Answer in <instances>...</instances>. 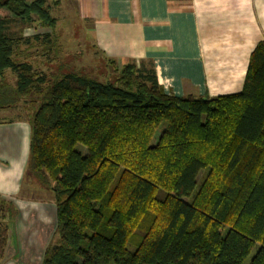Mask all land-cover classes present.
Returning <instances> with one entry per match:
<instances>
[{
    "label": "trees",
    "instance_id": "trees-1",
    "mask_svg": "<svg viewBox=\"0 0 264 264\" xmlns=\"http://www.w3.org/2000/svg\"><path fill=\"white\" fill-rule=\"evenodd\" d=\"M12 23L55 19L44 0H0V110L22 107L26 176L54 197L58 243L40 264H264V42L241 92L176 97L134 63L108 60L107 82L48 80L18 61ZM15 212L0 197V262Z\"/></svg>",
    "mask_w": 264,
    "mask_h": 264
},
{
    "label": "crops",
    "instance_id": "crops-1",
    "mask_svg": "<svg viewBox=\"0 0 264 264\" xmlns=\"http://www.w3.org/2000/svg\"><path fill=\"white\" fill-rule=\"evenodd\" d=\"M72 1L106 62L152 71L163 91L176 97L212 99L241 92L250 54L264 42V0ZM16 108L0 110V197L18 202V214L34 208L22 205L28 201L22 188L31 128ZM35 209L49 225L45 208ZM47 235L10 241L8 232L0 264H40Z\"/></svg>",
    "mask_w": 264,
    "mask_h": 264
},
{
    "label": "rangeland",
    "instance_id": "rangeland-1",
    "mask_svg": "<svg viewBox=\"0 0 264 264\" xmlns=\"http://www.w3.org/2000/svg\"><path fill=\"white\" fill-rule=\"evenodd\" d=\"M45 5L49 8L50 16L55 19L53 30L49 28H40L35 25L24 26L19 23H12L8 32L17 40L18 61L29 63L33 70L49 80L52 75L68 71L81 72L91 78L101 82L111 81L114 73L113 68L107 65L106 60L96 50L92 44L87 24L83 22L77 14L76 5L72 0H44ZM49 34L50 44H43V36ZM34 37H39L34 40ZM7 82L14 84L15 77L9 71H6ZM17 115L24 116L22 107H18ZM164 128L162 124L154 135V139ZM23 199L22 205L25 207H33L29 213L11 214L10 218L6 219L8 225L10 241L22 239L24 235L38 233L39 239L44 238L47 233L48 247L52 248L58 243V238L53 234L55 226V206L53 194L35 183L27 175L22 188ZM22 198V197H21ZM18 205V202L3 199ZM20 205V204H19ZM37 205V206H36ZM44 207L46 222L51 221L49 225L42 222V214L35 207ZM50 216V218H49ZM20 217V218H19ZM19 218V219H18ZM48 218V219H47ZM24 226L20 228L21 225ZM15 229V230H14ZM35 230V231H34ZM21 242V241H20ZM135 242H129V250H133ZM47 247V248H48ZM23 247L19 249V254L22 255ZM253 254V252L250 254ZM249 258L246 260V264ZM15 264L16 261L14 260Z\"/></svg>",
    "mask_w": 264,
    "mask_h": 264
}]
</instances>
